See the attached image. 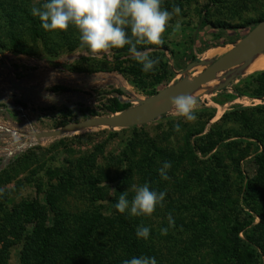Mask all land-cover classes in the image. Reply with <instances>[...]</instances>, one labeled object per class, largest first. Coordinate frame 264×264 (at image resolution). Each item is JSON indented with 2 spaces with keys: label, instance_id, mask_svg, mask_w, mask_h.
<instances>
[{
  "label": "rangeland",
  "instance_id": "obj_1",
  "mask_svg": "<svg viewBox=\"0 0 264 264\" xmlns=\"http://www.w3.org/2000/svg\"><path fill=\"white\" fill-rule=\"evenodd\" d=\"M14 1L16 6L11 8L15 11L8 10L14 14V25L0 21V264H31L39 252L44 233L39 229L35 232L26 204L33 203L40 211L41 226L52 227L57 217L70 222L68 227L74 236L97 212L116 222L113 201L117 202L125 191L131 200L132 186L144 183L151 190L166 193L162 206L148 216L125 214L136 228L143 225L150 229L145 242L151 247L148 257H155L157 264H220V260L228 258L227 249L234 244V223L252 222L246 231L250 235L248 243L264 249V227L254 230L264 212V172L255 161V156L264 152V108L254 107L264 105V98H253L244 88L246 80L258 72L236 74L223 82V88L211 89L206 97L190 95L196 101L197 116L191 122L178 116L173 108L149 124L136 126V130L101 126L29 146L34 132L112 115V99L132 108L150 95L131 84L120 71L112 70L116 64L112 49L93 54L79 43L75 51L50 59L44 37L37 36L33 26L39 19L30 14L33 6L38 7L45 0ZM19 5H25L31 21L18 10ZM177 6L180 14L171 15L161 37L165 46H137L148 54L164 53L169 74L155 86L156 94L180 80L192 78L191 70H187L190 64L200 63L207 51L214 49L204 63L205 69L249 34L258 21L264 20V0H161L160 4L162 10L170 13ZM43 31L40 27L37 32ZM126 31L130 34V30ZM55 39L51 38L52 46ZM14 42H19L20 53L13 52ZM130 58L133 59L132 54L128 53L120 60ZM11 83L30 92L19 91ZM56 86L69 91L54 92ZM46 93L54 94V99H45ZM177 124L179 132L174 130ZM113 133L117 135L111 137ZM232 142L234 145H226ZM158 148L161 154L151 155V150ZM148 150L150 155L146 154ZM123 152H128L132 170L124 164L119 174L112 175L113 179L103 181L104 197L100 200L92 201L95 196L79 184L68 191L60 190L56 180L52 181L56 187L50 186L49 169L80 166L79 162L88 159L90 166L95 165L93 174L100 168L110 173L104 168L106 160L110 162ZM9 153L13 155L4 162ZM146 155L153 157L150 175L139 165ZM166 160L171 167L167 170L169 179L163 180L157 169ZM111 167L113 173L117 163ZM124 171L129 179L118 188L114 177ZM248 182L252 183V190L247 197ZM119 228L121 236L113 242H123L113 248L117 249L114 255L103 254L102 264H108L107 260L114 264L122 254L119 249L126 248L124 241L129 230L118 222L114 229ZM162 228L167 229L164 235ZM239 236L245 239L244 233ZM107 239L106 235L99 236L93 241L96 247L82 250L71 263L97 264L95 248L104 246ZM258 251L261 259L255 260L245 253L234 264H264L263 250Z\"/></svg>",
  "mask_w": 264,
  "mask_h": 264
},
{
  "label": "trees",
  "instance_id": "obj_2",
  "mask_svg": "<svg viewBox=\"0 0 264 264\" xmlns=\"http://www.w3.org/2000/svg\"><path fill=\"white\" fill-rule=\"evenodd\" d=\"M175 1V0H174ZM41 5V4H40ZM39 5V6H40ZM16 3L14 0H9L8 3L0 0V21H5V24L7 25H14L15 19L14 14H12L9 11H15L11 7H15ZM25 6V5H24ZM23 5L18 6L19 11H23L25 14V17L27 20L31 19L29 18V14H27V9ZM26 11V12H25ZM10 16V17H8ZM31 17V16H30ZM261 21V20H260ZM258 21L257 23H259ZM33 25V24H31ZM36 28V35L39 36L40 34L42 37H44V44L47 46V52L50 56V59L56 58V56L60 55L61 53H69L72 51H75L77 47L79 46V39L76 36H79V32L77 29H75L73 26H69L65 30H55V31H43L42 33L38 34V29L40 26V21L36 20L34 22V25ZM231 27V26H226ZM56 38L55 42L53 43V46L51 45V38ZM50 41V42H49ZM47 42V43H46ZM18 44H15V42L12 44V50L13 52H21V46L19 42ZM149 45L143 46L142 49H146ZM165 46L164 43L157 45V47L162 48ZM152 47V46H151ZM128 46L126 45L122 49H112V51L115 53L114 57L116 59V64L114 65L112 70L120 71L125 77L130 79L131 84L136 86L137 88L148 92V95H154L156 94L155 86L157 84H160L163 82L169 72H168V64L164 60V53L163 52H152L149 54L151 58L158 59L159 63L155 66V70L152 72L145 73L141 70V66L134 60V59H125L120 60L122 57L127 55L129 52L127 50ZM106 65V63H104ZM106 66H104L105 69ZM244 88L248 94H250L253 98H264V71H260L254 75H252L249 80H246ZM69 89L61 86L54 87V92L57 93H66ZM130 107V104L122 103L121 101L117 99H112L110 102V108L109 110L112 112V114L122 112ZM256 110H261L264 108V105H258L254 107ZM227 114L223 116L226 117ZM139 127H134V129H138ZM116 133H113L111 137L116 136ZM256 139V138H255ZM226 140V139H222ZM261 141L259 138H257V141ZM234 145V142L226 144ZM237 144V143H236ZM190 145V144H189ZM135 145H133L131 148L133 149ZM155 148V145H152ZM203 153L207 152L204 148H199ZM151 155L161 154V149H153L151 150ZM130 153V152H129ZM150 151L148 150L146 154H149ZM146 155L143 157V159L140 161L139 165L142 166V171L145 172L147 175H150V166L152 165V156ZM168 158V157H167ZM84 163L79 162L80 166H71V168H62L58 167L55 169H49L48 170V178L50 182L51 187L58 186L60 190L68 191V189H72L76 187V184L81 185L82 188L86 193L89 195L95 196L92 197V201L100 200L104 197L103 195V189L101 187V183L103 181H109L112 178L113 174H119V170L123 167L124 164H126L127 170H132V160L130 159V156L128 155V152H123L122 155L117 156L110 162L106 160V166L104 168H108L110 173L104 172L102 168H100L97 171V174L92 173V168L95 165L90 166L89 160L85 159L82 160ZM255 161L259 163L261 166L263 172H264V152H260L255 156ZM117 163V169L114 170L112 173L111 170L113 168L111 167V164ZM79 173L78 175H75L76 173ZM121 176L114 177V179L118 180V188H120L127 180L129 179L128 174L124 171ZM120 173V174H121ZM56 180L58 183L56 186L52 184V181ZM252 190V183L248 182L247 184V190L246 195L250 196V191ZM97 197V198H96ZM247 202L249 201L248 198H246ZM116 203V201H115ZM113 201V206L115 205ZM53 210H56V208L53 206ZM25 210L30 215L29 218H31V223L34 224L35 232L42 231L43 234V240L41 247L39 249L38 254L33 258L31 264H72L71 262L77 257L78 253H80L82 250H89L94 248L93 241L96 242L99 238V236H107L108 239L106 240V243L104 246L100 247L99 249L95 248L94 258L95 262L98 264H102L103 260V254H110L114 255V253H117V249L113 250L115 246L121 245V240H117L113 242V240L117 239V236L120 235V233L117 230L114 229L115 224L117 228L118 222L120 224L124 223V225L129 230V235L126 237V248L125 249H119L122 254L120 255V259H117L114 264H122L123 260L130 259L131 257H140V256H150V246L148 245L146 240H143L142 238L138 239L136 237V227L135 225H132L131 220L126 216L125 213L116 212L117 214V221L115 222V219H106L101 213H96V216L89 219V222L85 224L84 229L81 228L78 230L77 234L74 236L72 235L71 230L69 229L68 225L70 224L69 221H64L62 219H59L57 217L54 218L53 226L52 227H46L43 225L41 226V222L43 220L40 218V211L36 208V206L33 203L26 204ZM15 216V215H14ZM13 216V217H14ZM44 219V218H42ZM252 225V222H248L247 224H240V223H234L232 225V233H233V239L234 244L232 247H230L228 250L229 256L228 258H225L224 261H219L220 264H234L236 259L240 257V255L247 254L249 257L254 258L255 260L261 259L263 256L258 251V249H261L264 255V249L262 246H253L255 244H250L248 241L250 240V235L246 232L247 228ZM264 227V212L260 215V222L254 227V230ZM1 229V228H0ZM241 233H244L245 239L241 238L239 235ZM121 236V235H120ZM113 242V243H112ZM119 243V244H117ZM96 247V246H95ZM120 248V247H118ZM90 251V250H89ZM113 253V254H112ZM99 258V259H98ZM106 261V260H105ZM108 264H111L112 262L107 260ZM118 262V263H117Z\"/></svg>",
  "mask_w": 264,
  "mask_h": 264
},
{
  "label": "clouds",
  "instance_id": "obj_3",
  "mask_svg": "<svg viewBox=\"0 0 264 264\" xmlns=\"http://www.w3.org/2000/svg\"><path fill=\"white\" fill-rule=\"evenodd\" d=\"M161 0H45L40 6H33L30 14L38 17L40 26L45 31L65 30L70 25L79 32L81 46L86 47L93 54L106 52L109 49H122L126 45L132 58L141 66L145 73L155 70L159 60L151 58L148 51L138 50V45H160L165 28L175 13L180 14L179 6L170 13L162 10ZM130 30V34L129 31ZM47 87V85H46ZM47 100L54 99V94L46 93ZM196 101L191 96H176L171 99V105L176 114L185 121H194ZM174 130L180 131L179 124ZM171 163L164 161L157 169L161 179L168 180L167 170ZM134 195L131 200L128 191L120 194L115 203V209L129 216L151 215L157 206H162L165 192L151 190L149 184L132 186ZM169 225L173 223L168 217ZM150 229L140 225L136 228V237L147 240ZM167 233L166 228L161 234ZM122 264H157L155 257H131Z\"/></svg>",
  "mask_w": 264,
  "mask_h": 264
},
{
  "label": "water",
  "instance_id": "obj_4",
  "mask_svg": "<svg viewBox=\"0 0 264 264\" xmlns=\"http://www.w3.org/2000/svg\"><path fill=\"white\" fill-rule=\"evenodd\" d=\"M264 32V20L258 23L244 38L239 42L234 44L233 48L228 52L221 55L217 60L210 63L202 71V73L196 78H187L176 82L173 85L168 86L157 94L146 98L145 100H140L139 105L136 107L128 108L122 112L112 114L110 116L94 117L80 122H71L67 125L62 126L61 128L43 131V132H34L31 136H35L36 142L29 143L30 145L40 144L43 140L47 139H57L74 132H82L87 129L100 128L101 126H106L110 129H126L136 126H142L149 124L162 116L168 114L172 109L171 99L176 96H190L194 91L200 89V87L208 84L212 81L215 76L221 72L228 70L234 64H240L243 62L241 55L244 53L246 47L254 42L262 33ZM256 52H253L255 54ZM204 66V62L192 63L188 66L187 70H191L196 66ZM19 91L30 92V89L22 88L16 85ZM224 83L217 86V89L224 87ZM215 89V88H214ZM122 92H125V88H121ZM159 102H165L159 108L153 109V105ZM2 103V102H0ZM123 103V102H122ZM7 105V104H5ZM1 110V107H0ZM119 114V115H117ZM1 149V148H0ZM13 153L5 155L6 162Z\"/></svg>",
  "mask_w": 264,
  "mask_h": 264
},
{
  "label": "bare ground",
  "instance_id": "obj_5",
  "mask_svg": "<svg viewBox=\"0 0 264 264\" xmlns=\"http://www.w3.org/2000/svg\"><path fill=\"white\" fill-rule=\"evenodd\" d=\"M214 51H215L214 49L208 50L207 53L203 56V60L201 61L204 63L209 61V59L214 54ZM253 52L256 53L253 54ZM239 58L243 60L242 63L240 64L236 63L233 66H231L228 70L219 72L212 81L200 87V89L194 91L193 94L195 95L199 94L206 97L209 91H211V89L216 88L217 86L225 82V80L231 79L236 74L245 75V74H252V73L254 74L256 72L264 71V32L254 42L250 43L246 47L244 53ZM203 70H204V66L201 65L193 67L191 69L192 78L198 77ZM164 103L165 102L156 103L155 105H153V109L159 108ZM32 137H33L32 142H28L27 145H29V143L36 142L35 136Z\"/></svg>",
  "mask_w": 264,
  "mask_h": 264
}]
</instances>
